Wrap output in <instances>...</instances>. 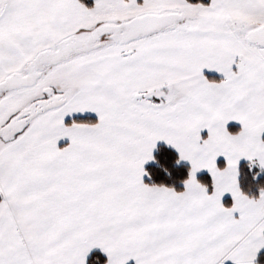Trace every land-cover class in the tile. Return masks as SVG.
<instances>
[{"label": "snow or ice", "instance_id": "snow-or-ice-1", "mask_svg": "<svg viewBox=\"0 0 264 264\" xmlns=\"http://www.w3.org/2000/svg\"><path fill=\"white\" fill-rule=\"evenodd\" d=\"M262 175L264 0H0V264H264Z\"/></svg>", "mask_w": 264, "mask_h": 264}, {"label": "trees", "instance_id": "trees-1", "mask_svg": "<svg viewBox=\"0 0 264 264\" xmlns=\"http://www.w3.org/2000/svg\"><path fill=\"white\" fill-rule=\"evenodd\" d=\"M165 152H166V154H167V156H168V160L170 161V160H171L172 153H171L170 151H168V150H165ZM158 154H160V153H158ZM161 155H163V154H161ZM181 174H182V170H181V172H177V173H176L177 176H179V175H181ZM260 179H261V180H264V175H262V176L260 177Z\"/></svg>", "mask_w": 264, "mask_h": 264}]
</instances>
